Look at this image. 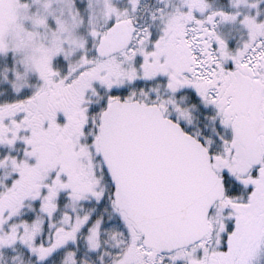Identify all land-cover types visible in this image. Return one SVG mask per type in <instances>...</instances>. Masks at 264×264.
<instances>
[{
    "label": "snow or ice",
    "instance_id": "1",
    "mask_svg": "<svg viewBox=\"0 0 264 264\" xmlns=\"http://www.w3.org/2000/svg\"><path fill=\"white\" fill-rule=\"evenodd\" d=\"M0 264H264V0H0Z\"/></svg>",
    "mask_w": 264,
    "mask_h": 264
}]
</instances>
